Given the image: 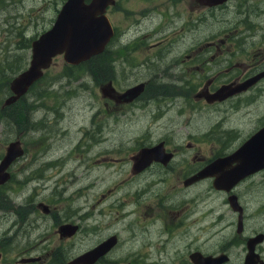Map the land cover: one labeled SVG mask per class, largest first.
<instances>
[{
    "label": "flooded vegetation",
    "instance_id": "obj_1",
    "mask_svg": "<svg viewBox=\"0 0 264 264\" xmlns=\"http://www.w3.org/2000/svg\"><path fill=\"white\" fill-rule=\"evenodd\" d=\"M17 1L18 0H15L14 2ZM230 1L231 0H223L215 5H207L204 4L202 0H113L108 4L103 15L106 16L112 26V36L101 53L105 64L104 72L107 77L104 81L106 83L103 85L99 84V91L103 97L101 102L103 114L108 113L111 109L123 110L130 108V112L140 107L139 110H142V112H140L141 115L145 118H149L145 123L148 125L147 135H149L152 134L153 131L148 129H151V123H148L157 119H164L167 113L162 109V101L168 99V97H166V95H168L165 89L166 85L161 83L157 84V80L169 77L180 78V80H182L183 77L189 76L190 80L187 81L186 85H188V82H191L192 85L194 82L191 79L195 78L197 75L205 76V79L197 81L198 86L194 84L196 87L194 91L191 89L194 102H191L192 106H189L190 108L197 105H201V107L218 105L258 87V84L264 81V65H246L243 62L242 59L247 57L248 54L243 48H239L240 43H243L240 38H230V36L226 34L223 37L218 36L211 38L210 36L206 38V40L199 38L198 42L189 46L184 45L180 51L174 56V53H172L170 57L167 54L168 51L170 53L173 46L178 42V39L174 35L183 27L167 29V34L165 36H160L164 31L162 33H155L156 35H153V37L159 38V40L155 42L150 43L148 40L152 33L147 31L151 25L156 23L154 20L156 13L161 15L160 22L158 23L159 26L163 27L168 23L176 25L181 16L177 13L175 8L181 3L189 9V12L194 13L202 10L219 11L227 7ZM65 2L66 0L62 2L59 8L56 7V15L52 25L57 15L59 16L58 13L59 11L61 12V8L64 6ZM85 2L89 3L90 0H85ZM42 3V5L39 3L30 4L28 6L30 9L27 11L28 15L25 13L19 16L14 12H6L8 17L6 26L8 28H13L18 25L21 29L25 28L24 33L33 30L32 27L34 25H39L41 29L46 27L40 32L36 30L33 35H30L26 39L27 42L28 40H34L52 26L44 19V14L48 11L51 0H42ZM1 4L3 7L8 6L5 2H1ZM35 6L37 7L34 8ZM171 11H173L174 15H171ZM190 17L188 16L185 20L188 25L189 23H187V21ZM172 18L176 20H172ZM18 20H20V22L16 24ZM184 27L186 26L184 25ZM19 32H22V30ZM147 41L149 43H147ZM174 41L175 44H173ZM27 49H29V47ZM263 50L264 48L258 53H262ZM144 51H150V53L144 54L142 53ZM256 54L257 53L254 55ZM59 55H62V57L64 56L63 53ZM154 60L158 61V63L154 62ZM143 64L148 67H153L155 65L158 69H153L155 70L152 73L153 78L150 77L146 80L138 81L136 80V76L140 71V66ZM209 70H213L214 73H208ZM238 70H240V73L235 75L234 73ZM246 71H248V73ZM245 72L247 74H245ZM223 73L231 77L216 84V78ZM260 74L263 75L252 85L223 100L208 102L204 97L195 96L201 91L213 93L223 85H230L231 88H235L247 80L254 79ZM41 77L39 79H41ZM114 77H117L118 81L124 84L123 88H118L115 85ZM224 77L227 76L224 75ZM37 80L33 82L32 85L35 84ZM140 83L143 84L142 91L129 102H116L107 94L108 89H105L110 85V87L114 88V95H117V93H123L132 87L138 86ZM32 85L28 88L27 92H30ZM175 87H180V85H175ZM101 88H103V90ZM1 89L7 93L0 98L4 103L5 98L11 96L12 92L11 90L9 91V86L7 85L2 86ZM27 92L15 101L5 105V107L1 106L0 108L1 111H5L4 115L0 114V136L4 140V142L0 143V162L3 159L5 147L9 143H14L17 146L16 150L18 152L9 166L4 169L5 173H7L6 181L0 183V205H12V207L5 210L6 214H1L2 210L0 207V218L6 219L8 215H12L14 218V215L17 213H22L23 224L20 225L18 220L13 219L15 224L13 227L10 226L9 229L14 228L13 231L16 232L21 226L23 230L26 228L27 231H29L26 243L32 242L34 238L40 235L33 241V243L38 246L34 250H37L42 246H46L48 240L42 233L36 234L33 239L31 238L30 231L37 229V225H33L32 220L39 221L40 219L27 218V214L29 215L31 212H28L26 208L28 206L32 210L33 207H35L42 211V215L54 216L52 208H50L49 204L44 202L35 203L33 199L26 201L25 197H22V199L25 198L23 201L17 202L12 200L7 192L5 194L3 193L4 195L1 194V192L4 191V185L13 179L11 167H13L22 156H28L27 149H25L22 144L19 133L21 115L26 112L28 108L27 104L23 112L22 107L26 104L25 96ZM29 98L30 96L28 100ZM175 98L176 96L174 99ZM33 103H37V101ZM154 103H159L160 106L153 112L148 113V109ZM166 107L168 108V106ZM47 108L50 109V107ZM34 110L35 109H33L32 112H34ZM35 123L36 121L34 124L31 123L29 127L34 128L35 125H40ZM27 125L28 120L25 119L24 129L28 127ZM225 126L226 125L221 128L218 136L222 138V140L226 139L238 143L231 150H227L228 147L226 142L221 143L217 139H215L214 142L218 144L220 148L201 147V143L209 142V139L205 138L204 134L199 135L198 132L189 134V138L193 137L192 139L186 137L185 142H183L185 148L182 149V145L171 143L170 133L167 132L169 126L166 124L163 125V130L159 133L160 137L155 142L147 143V145L142 146L139 145V147H137L136 144L134 145L131 151L132 153L129 155L131 162L128 171L129 175L138 177L152 168L160 171L172 170L173 173L171 177L165 178L164 181H162L163 177L155 182L169 183L171 179L174 178L175 180L171 182V184L179 188L178 191L183 192L176 191L173 194V198L171 199H175L173 203L175 207L171 208L173 211L167 213V217L163 215L156 216L147 212L143 213V211L142 213H135L134 207H132L131 210L127 209L122 212L123 218H126L128 215L133 216L124 219V223L121 226V228L124 226L122 231L133 233L135 241L131 242L130 245L134 246V243L138 244L136 248L127 249V255L125 254L126 250L121 247L122 240L117 229L115 231L109 230L107 232L108 234L100 237L95 244H92L85 251L77 253L72 243L75 236L81 230L80 224L67 220L61 222L59 218L54 217V219L56 218V222H58L56 233L58 232L57 235L59 240L64 239L70 242L68 249H61L62 253L56 250L59 257L54 253L33 255L30 250L34 248V245H30L29 248L22 249L20 251L22 252L21 255L14 259L8 251L6 252V250L1 248V245L0 264H55V260L58 259L63 261L62 264H121L118 263V260L123 258L128 259V264H264V166L250 171L247 168L244 169L239 167L240 162L242 164L245 158L234 157L227 165L218 167V171L213 175L206 177L200 176L201 170L214 160L216 161L217 159V161H220L221 159L219 158L236 154L238 149L240 150L241 147L245 146L256 132L264 127V124L258 127L257 130L245 135L244 132L240 133L238 135L241 136L240 140L238 136L235 138L228 137L232 136L230 132L236 133L235 126ZM197 128H199V126ZM188 133H190V131H188ZM152 137L153 136H150V138ZM46 145L44 146V152ZM159 145L164 156L169 153L171 154L170 159L166 163L158 161V158H154L153 156L143 159L147 160L149 164L142 167V169H133L134 155L136 156L139 154L142 148H150ZM121 149H123V146ZM184 152H191L190 157H187L188 159H183V163L181 160V162L177 163L179 164L178 166L172 165V163L176 161L177 156ZM137 160L139 161V158ZM50 161L54 160L51 159ZM178 161H180V159ZM41 163L46 165V160ZM50 169V171H53L55 168ZM31 171V175L30 173L27 174L31 179L25 178V180L23 179L24 181H20L22 186H19V192L27 182V185H30L32 181L37 183L35 190L38 192L48 187V185L45 186L46 183H43L42 180L45 182L52 180L53 177L60 172L56 171L55 174H51L46 171L44 174L43 168L41 170H33V166ZM41 173H43L44 176L43 174L40 175ZM62 175L61 172L56 179L58 181L59 179L63 180L66 174ZM76 178L78 179V177ZM92 183L94 182L89 181L80 187L83 189ZM152 184L154 183L146 178L139 179L136 183V185L139 186L138 188L133 186V188H129L130 190L123 189V193L125 194L127 191H132L131 193L134 196V200H139L141 197L143 199L147 194L152 197L155 192ZM109 192L110 189H106L105 193L101 192L99 194L100 198L97 199V201L101 200L102 197H105L106 193ZM157 198L165 201V204L168 203V197L164 193L160 197L157 196ZM129 200L130 199H123L120 203L121 207L125 208L126 204L132 203V200ZM43 205L47 206V211H45ZM83 205L84 203H82V206ZM149 207L152 208L151 206ZM107 210L110 211L111 209L107 208ZM25 212L28 213L26 214ZM90 223L92 222L90 221ZM61 226L66 227L62 229L64 231H60ZM128 226H132V228L126 229ZM98 227L102 228L101 226ZM71 229H74V231L69 234ZM135 234L141 235L134 237ZM109 239H112L113 243L109 244V246H107V244L101 246V244L109 241ZM5 243L8 244L6 240ZM104 248H107V250L103 251L94 262H87L94 250L97 251ZM64 252H69V256L72 257L66 260L67 257ZM99 252L100 251L97 252V255Z\"/></svg>",
    "mask_w": 264,
    "mask_h": 264
},
{
    "label": "rangeland",
    "instance_id": "obj_2",
    "mask_svg": "<svg viewBox=\"0 0 264 264\" xmlns=\"http://www.w3.org/2000/svg\"><path fill=\"white\" fill-rule=\"evenodd\" d=\"M14 1L0 0V8H3L0 9V98L7 94L1 89L2 86H9L12 78L28 67L31 40L27 42L26 39L33 35L36 30L40 32L46 28L41 29L39 25H34L33 30L27 33H24L25 28L21 29L18 25L8 28L6 26L8 20L6 12H14L19 16L25 13L28 15L27 11L30 9L28 8L30 4H43L42 0ZM63 1L51 0L48 11L44 14V19L49 24L52 25L56 15L55 9L56 7L59 8ZM1 2H5L8 6L3 7ZM175 9L181 16L176 25L168 23L163 27L159 26L161 15L156 13L154 18L156 23L151 25L147 31L152 33L148 39L152 43L159 40V38L153 37V35H156L155 33L164 31L160 36H165L167 29L183 27L174 35L178 42L176 44L175 41L173 42L175 45L173 48L171 46L172 51L167 53L169 57L172 53H174V56L184 45L189 46L198 42L199 38L206 40L210 36L211 38L223 37L226 34L230 38H240L243 42L240 43L239 48H243L248 54L247 57L242 59L246 65H264V50L262 53H258L264 48V0H231L227 7L219 11L202 10L191 13L182 3ZM171 15H174L173 11H171ZM188 16H191L187 21L189 25L185 22ZM172 20L176 19L172 18ZM19 22L20 20L16 24ZM21 30L23 33L19 32ZM149 42L147 41V43ZM28 47L29 49H27ZM101 53L78 65L68 64L64 61L62 55L56 56L45 74L32 85V89L25 96L26 104L21 109L24 112L27 104L28 108L21 115L19 133L20 140L27 149L28 156H22L11 167L13 179L4 185V191L1 194L4 195L7 192L10 198L17 202L26 198V201L33 199L35 203L44 202L49 204L54 216L42 215V211L38 208L33 207L31 210L27 206L26 209L31 212L29 215L28 212H25L27 218L40 219L39 221L32 220L33 225H37V229L30 231L31 238L33 239L36 234L42 233L48 240L46 246H42L43 248L37 250H34L38 246L33 241L40 235L34 238L32 242L26 243V238L29 236V231L26 228L23 230L21 226L16 232L13 231L14 228L9 229L10 226L13 227L15 224L13 219L18 220L20 225L23 224L22 213H17L14 218L12 215L6 216V219L0 218V246L2 245L1 248L6 252L8 251L14 259L21 255L22 252L20 251L22 249L29 248L30 245H34V248L30 250L33 255L54 253L59 257L57 251L61 252L62 248L68 249L70 242L64 239L59 240L58 232L56 233L58 224L56 218H59L61 222L67 220L80 224L81 230L72 243L77 253L85 251L92 244H95L100 237L107 235L109 230L115 231L117 229L122 240L121 247L126 250L125 254L127 255V249L136 248L138 244L130 245L131 242L135 241L133 233L122 231L124 226L122 228L121 226L124 219L129 216L133 217L128 215L123 218L122 212L127 209L131 210L134 207L135 213H142L143 211V213L147 212L156 216L163 215L167 217V213L173 211L171 208L175 207L173 205L175 199L171 198L179 190V188L174 187V184H171V182H174V178L169 183L155 182L163 177L162 181L171 177L172 170L160 171L152 168L138 177L129 175L128 171L131 164L129 155L132 153L135 144L139 147V145L155 142L160 137L159 133L163 130V125L166 124L169 126L167 132L170 133L171 143L182 145V149L185 148L183 142H185L186 137L192 139L193 137L189 138V134L198 132L199 135L204 134L205 138L209 139V142H202L201 147L220 148L214 142L217 139L221 143L226 142L227 150H231L238 143L226 139L222 140L218 136L224 125L235 126L236 133L230 132L232 136H228L235 138L240 133L244 132L245 135L255 131L264 124V81L258 84V87L224 103L209 107L197 105L190 108L189 106H192L191 102H194L191 89L194 91L196 89L194 84L198 86L197 81L206 77L197 75L191 79L194 82L192 85L191 82L186 85L187 81L190 80L189 76L183 77L182 80L169 77L156 81L157 84L166 85L165 89L168 93L166 97L168 99L162 101V109L167 113L164 119H157L148 123H151V129H148L153 132L147 135L148 125L145 123L149 118L141 115L142 110H139L140 107L130 112V108L123 110L111 109L108 113L103 114L101 108L103 97L99 91V84L106 83L104 81L107 77L104 72L105 64ZM142 53H150V51ZM255 53L257 54L254 55ZM154 62L158 63L156 60ZM155 68L158 69L155 65L148 67L143 64L140 66L136 80L142 81L150 77L153 78L152 73ZM246 72L248 73V71ZM246 72L245 74H247ZM208 73H214V71L209 70ZM238 73H240V70L234 74L237 75ZM224 75L227 77H224ZM230 77L228 74L223 73L216 78V84ZM114 82L118 88H123L124 84L120 83L117 77H114ZM175 85H180L181 88L175 87ZM34 101H37V103H33ZM2 103L3 100L0 99V108ZM159 106V103H154L150 107L151 110L148 109V113L153 112ZM47 107H50V109ZM33 109H35L34 112H32ZM0 114L4 115L5 111L0 109ZM25 119L28 120L26 129H24ZM35 121V124L40 125L30 128L29 125L34 124ZM198 126L199 128H197ZM150 136L153 137L150 138ZM240 138L241 136H238L239 140ZM2 142L4 140L0 136V143ZM122 146L123 149H121ZM190 155L191 152L179 154L172 165L178 166L177 163L181 160L183 163V159L189 158ZM51 159L54 161H50ZM179 159L180 161H178ZM45 160L46 165L41 163ZM32 166L33 170L43 168L44 174L46 171L55 174L58 169L57 172H60L52 180L46 182L42 180L43 183H46L45 186L48 185V187L38 192L35 190L37 183L33 181L30 185H27V182L19 192V186H22L20 181H24L25 178L31 179L27 174H32ZM50 168L55 169L50 171ZM61 172L66 176L63 177V180L59 179L58 181L56 177ZM143 178L154 183L152 186L155 192L152 197L147 194L143 199L141 197L139 200H134L132 191L123 193V189L130 190L129 188H133V186L138 188L139 186L136 183ZM89 181L94 183L81 189L80 186ZM106 189H110V192L97 201L100 198L99 194L101 192L105 193ZM163 193L168 197L167 204L157 198V196H162ZM22 197L25 198L22 199ZM123 199L133 200L132 203L126 204L125 208H122L120 203ZM82 203H84V207ZM2 206L0 205L1 214H6L5 210L12 207L11 204ZM107 208L111 210L109 211ZM54 217L56 218L54 219ZM128 228H132V226H128L126 229ZM141 234H135L134 237ZM5 240L8 244L5 243ZM64 254L67 257L66 260L72 257L69 256V252H64ZM127 260V258H123L118 260V263L128 264ZM62 263L61 259L55 260V264Z\"/></svg>",
    "mask_w": 264,
    "mask_h": 264
},
{
    "label": "water",
    "instance_id": "obj_3",
    "mask_svg": "<svg viewBox=\"0 0 264 264\" xmlns=\"http://www.w3.org/2000/svg\"><path fill=\"white\" fill-rule=\"evenodd\" d=\"M112 1L113 0H92L91 2L90 0L89 3H86L85 0H67L64 3V8H61V10L63 9L61 14L60 11L58 13L60 14L59 20L57 15L53 26L40 34V37L31 44V57L28 67L16 75L10 84V90L13 95L6 98L4 102L5 105L15 101L21 95H24L25 89L43 75V72L49 68L55 56L64 53L63 59L65 62L71 65H78L101 53L112 36V26L106 16L103 15L106 6ZM222 1L223 0H202V2L207 5H215ZM256 79L257 78L247 80L235 88H231L230 85H223L213 93L201 91L195 96L204 97L208 102H213L215 100L220 101L246 89L248 86L252 85ZM101 89L103 90V88ZM105 89H108L107 94L116 102H129L140 94L142 86L133 87L123 93H117V95H114V88L110 87V85ZM256 134L258 136L256 141L246 143V145L240 148V150L238 149V152L234 155L231 154L224 158H219L221 159L220 161H217V159L216 161L214 160L201 170L200 176L206 177L213 175L218 171V167L227 165L234 157L244 158L248 156L251 159V164L247 169L250 171L263 167L264 127L257 131ZM258 140L263 142V144H258ZM14 145L15 144L12 143V149L0 162V183L5 182L7 179V173L4 171L7 163L18 154ZM154 148L159 152V154L154 156L158 158V161L166 163L170 159L171 154L169 153L164 156L160 145ZM143 156H145V154H143L138 161L137 156L134 155V170L142 169V167L149 164L147 160L142 159ZM149 157H153V155H149ZM43 206L45 211H47V206ZM65 226H61L60 231L66 228ZM73 231L74 229H71L69 234ZM111 243H113L112 239L101 244V246L105 244L109 246ZM106 250L107 248L95 251L88 258L87 262H94L99 255ZM98 251L100 252L97 255Z\"/></svg>",
    "mask_w": 264,
    "mask_h": 264
},
{
    "label": "bare ground",
    "instance_id": "obj_4",
    "mask_svg": "<svg viewBox=\"0 0 264 264\" xmlns=\"http://www.w3.org/2000/svg\"><path fill=\"white\" fill-rule=\"evenodd\" d=\"M64 8V7H63ZM63 11V9L61 10V12ZM61 12H60V14H61ZM60 14H59V16H60ZM59 16H58V20H59ZM38 37H40V35L38 36ZM38 37H36L34 40H32L31 41V44L38 38ZM30 50H31V46H30ZM64 54V53H63ZM30 57H31V54H30ZM27 68V67H26ZM25 68V69H26ZM24 69V70H25ZM22 72V71H21ZM19 74V73H18ZM17 74V75H18ZM263 74H260V75H258V76H256L255 78H260L261 76H262ZM14 78H15V76L12 78V80L10 81V83H9V90H10V84L12 83V81L14 80ZM256 79V80H257ZM110 84V83H109ZM108 84V85H109ZM139 85H143V84H139ZM138 85V86H139ZM30 86H28L26 89H25V92H24V94L27 92V90H28V88H29ZM133 88V87H132ZM143 88V87H142ZM12 95H13V93H12ZM22 96V95H21ZM20 96V97H21ZM7 98V97H6ZM2 106H5V104L4 103H2ZM258 136H257V134H255L251 139H250V141L249 142H254V141H256L258 138H257ZM248 143V142H247ZM257 143L258 144H263V142H261V141H257ZM15 146V149H17V146L16 145H14ZM155 147V146H154ZM154 147H150V148H142L141 149V151L139 152V154H137L136 156H137V159L138 158H141V156L143 155V154H145V156H143L142 157V159H147V158H150L149 157V155H153V156H156L157 154H159V152H158V150H155V148ZM242 148V147H241ZM12 149V143H9L6 147H5V153H4V155H3V157L2 158H4L5 156H6V154L8 153V152H10V150ZM234 155V154H233ZM155 158V157H154ZM245 158V160H244V162H242V164H241V162H240V168H244V169H246L251 163H250V161H251V159L248 157V156H246V157H244ZM140 160V159H139ZM11 161H12V159L10 160V162L9 163H7V165H6V168L9 166V164L11 163ZM142 161V160H141ZM240 170V169H239ZM242 171V170H241ZM237 173V172H236ZM110 240V239H109ZM104 244V243H103ZM94 252H95V250H94ZM93 252V253H94ZM85 260V259H84ZM83 261V260H82ZM84 262V261H83Z\"/></svg>",
    "mask_w": 264,
    "mask_h": 264
}]
</instances>
